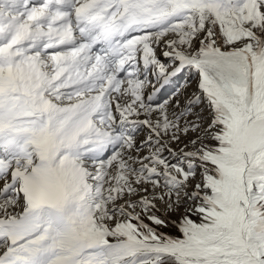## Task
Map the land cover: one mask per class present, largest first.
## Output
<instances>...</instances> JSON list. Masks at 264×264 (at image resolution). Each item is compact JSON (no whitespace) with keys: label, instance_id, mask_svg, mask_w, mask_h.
Returning <instances> with one entry per match:
<instances>
[{"label":"snow or ice","instance_id":"1","mask_svg":"<svg viewBox=\"0 0 264 264\" xmlns=\"http://www.w3.org/2000/svg\"><path fill=\"white\" fill-rule=\"evenodd\" d=\"M0 264H264V0H0Z\"/></svg>","mask_w":264,"mask_h":264}]
</instances>
